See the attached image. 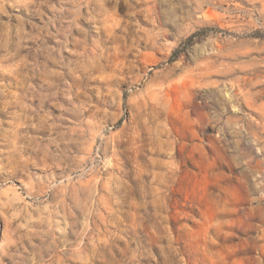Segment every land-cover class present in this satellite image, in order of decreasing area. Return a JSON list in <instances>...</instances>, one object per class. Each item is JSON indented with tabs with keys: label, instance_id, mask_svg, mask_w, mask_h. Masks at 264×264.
<instances>
[{
	"label": "rangeland",
	"instance_id": "374dc122",
	"mask_svg": "<svg viewBox=\"0 0 264 264\" xmlns=\"http://www.w3.org/2000/svg\"><path fill=\"white\" fill-rule=\"evenodd\" d=\"M0 264H264V0H0Z\"/></svg>",
	"mask_w": 264,
	"mask_h": 264
},
{
	"label": "trees",
	"instance_id": "16d2710c",
	"mask_svg": "<svg viewBox=\"0 0 264 264\" xmlns=\"http://www.w3.org/2000/svg\"><path fill=\"white\" fill-rule=\"evenodd\" d=\"M196 37V35L195 36H192V37H190L189 38V40H188V43H191V42H193V40H194V38Z\"/></svg>",
	"mask_w": 264,
	"mask_h": 264
}]
</instances>
